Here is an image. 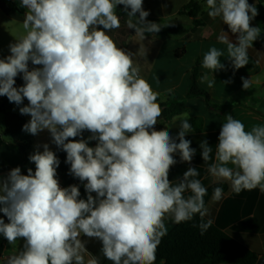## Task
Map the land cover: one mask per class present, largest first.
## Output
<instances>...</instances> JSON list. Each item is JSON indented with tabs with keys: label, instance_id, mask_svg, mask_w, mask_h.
I'll use <instances>...</instances> for the list:
<instances>
[{
	"label": "clouds",
	"instance_id": "obj_1",
	"mask_svg": "<svg viewBox=\"0 0 264 264\" xmlns=\"http://www.w3.org/2000/svg\"><path fill=\"white\" fill-rule=\"evenodd\" d=\"M118 5L127 14L128 29L142 40L146 33L161 31L160 23L146 19L143 0H20L27 9L24 34L9 45L10 55L0 59V96L17 105L27 99L19 108L30 116L22 130L33 136L50 133L51 143L66 153L69 174L86 181L87 197L79 199L77 185L60 187L59 159L48 143L37 145L28 157L34 172L29 168L24 175L15 167L0 180V213L8 220L0 218V235L10 245L24 240L23 249L2 264H100L82 235L100 241L111 264H155L168 231L165 217L179 224L208 214L207 189L196 178L197 168L188 167L176 183L169 180L177 163L174 154L190 163L196 153L185 139L193 128L185 113L175 137L167 127L155 129L162 115L159 93L141 77L133 53L117 47L108 34L121 26ZM205 7L209 17H219L235 36L233 42L222 30L217 38L227 46L233 69L246 66L248 50L261 34L251 24L259 14L256 4L206 0ZM224 54L211 47L203 56L202 67L211 71V79L205 75L201 82L207 81L209 88L215 82L212 73L224 69L219 59ZM18 74L22 87H14ZM241 80L243 89L251 87V78ZM85 130L91 133L87 140L69 139ZM89 140L96 141L94 147ZM199 147L203 162L213 161L207 172L214 183L227 181L237 194L256 188L264 192V125L246 131L240 120L226 115L214 160L207 140ZM222 198L223 189L215 187L212 200ZM210 224L199 227L203 231Z\"/></svg>",
	"mask_w": 264,
	"mask_h": 264
},
{
	"label": "crops",
	"instance_id": "obj_2",
	"mask_svg": "<svg viewBox=\"0 0 264 264\" xmlns=\"http://www.w3.org/2000/svg\"><path fill=\"white\" fill-rule=\"evenodd\" d=\"M189 1L191 0H143V9L149 11L147 18L161 23H170V21L177 23L179 19L186 17L190 25L186 27L180 24L187 29L186 32L164 37L145 35L142 40L135 32L125 30L126 27L122 23L127 21L123 19L126 15H120L116 10L121 26L114 29L115 39L121 43L120 48L133 53L132 58L140 68L141 77L148 81L154 92L159 93L157 103L171 104L180 99L185 102L186 110L183 113L173 116L168 122L160 116L158 123L154 126L157 131L167 127L171 135L175 137L179 131V119L187 113L188 122L193 128V132L186 133L185 139L191 141L190 147L196 149V153L190 163L180 162L179 154L175 153L177 163L170 168L169 180L176 183L188 167H195L199 172L196 178L201 180L206 189L214 186L221 187L223 198L220 201L212 200L213 193L204 201L208 209V214L204 218L256 253L258 257H264V192L256 188L242 190L237 194L232 191L227 181L214 183L213 177L207 172L208 164L213 161L210 160L208 164L203 162L199 147L201 140H207L213 148L214 160L219 131L225 122L226 115H232L233 118L240 120L245 125L246 131H250L253 125H264V28L262 27L264 0H248L249 4L255 3L258 9L259 14L251 24L259 26L261 34L253 42L252 48L248 50L249 63L240 69H233L231 62L227 59V46L217 39L222 30L229 32V29L219 17L213 19L208 16V10L205 7L206 0H199L202 8L200 16L202 26L193 28L191 18L178 15V12ZM14 8L21 13L15 11ZM26 11L27 9L20 7V0H0V59L10 55L9 45L14 43L19 35L24 34L23 20ZM229 35L235 42V36L230 32ZM211 47H216L225 54L219 58L224 69L212 73L215 82L213 87L209 88L207 81L201 82V77L207 75L211 79V71L202 67L203 56ZM175 50L179 58L175 57ZM196 60L199 62L197 82L207 90L210 105L201 96L186 98L191 82V69ZM241 77L251 78L252 85L249 89L242 88ZM225 81L227 83H224ZM27 104L28 101L22 103L20 107ZM23 116L28 121L30 120L29 115ZM191 119L195 120L191 122ZM2 132L3 128L0 127V178L7 175L21 160L20 155L6 143L8 141L3 138ZM90 135L91 133L83 139L87 140ZM44 143H48L50 150H53L55 144L51 143V136L47 130L33 136L30 155L36 150L37 145ZM95 144L94 140L88 141L90 147H94ZM39 150L43 151V148L40 147ZM25 167L35 169L34 163L30 161ZM56 178L61 187L58 176ZM76 180L82 186L86 183L78 178ZM92 195L95 196V193ZM167 221H172V219L165 217V222ZM6 242L7 240L0 253V262L17 250L23 249V238H18L11 248L7 247ZM8 251L12 254H7ZM85 259L87 260L88 257L86 256Z\"/></svg>",
	"mask_w": 264,
	"mask_h": 264
},
{
	"label": "trees",
	"instance_id": "obj_3",
	"mask_svg": "<svg viewBox=\"0 0 264 264\" xmlns=\"http://www.w3.org/2000/svg\"><path fill=\"white\" fill-rule=\"evenodd\" d=\"M14 9L18 13H21L17 8ZM116 10L120 15H127L123 10L122 5H118ZM178 15H185L191 18L193 28L203 25L200 19L202 8L199 0L189 1L178 12ZM146 19L148 21L160 23L162 29L159 33H146L145 35L164 37L187 31V29L177 23L166 24L163 22H157L153 19ZM133 22H135V20ZM262 27L264 28V21L262 22ZM174 55L176 58L180 57L176 50L174 51ZM198 65L199 62L196 60L191 69V82L186 92V98L201 96L205 99L206 103L210 105L207 90L201 87L197 82L199 75ZM32 67L34 66L29 61V69L31 70ZM14 79V87H22L24 85L22 74H18ZM24 102H27L26 98L23 100V103ZM158 104L162 109L161 117L166 122H168L173 116L181 114L186 110L185 102L182 99L171 104ZM20 105H17L14 102H9L6 96H0V115L2 116L3 132L9 137V142L6 143L21 157V160L15 165V167H20L21 174L27 175L28 169L25 166L29 162L28 157L30 156L33 135L22 130L23 125L27 123L28 120L20 114ZM193 120L195 119H191V122H193ZM89 133L90 132L85 130L81 137L69 139L79 140ZM52 151L60 161L56 171L61 182V187L64 188L69 185H77L80 191L79 199H86L87 194L85 193L84 187L75 177L69 174L70 165L65 163L66 153L63 150L58 149L56 145ZM34 171L35 169H33V172ZM215 187L216 186L207 189L204 201H206L213 193ZM0 218L4 219L5 223L8 222L7 217L4 216L3 213H0ZM202 222L207 223L208 221L205 218L201 220L199 214H196L191 221L179 224L175 223L173 229L161 238V242L156 251L155 264H255L258 258L256 253L241 245L213 224H210L206 230L201 231L199 225ZM81 238L87 241L86 247L88 251L99 257L100 264H111V261L106 260L100 251V241L88 239L83 235ZM5 240L6 239L0 235V253L4 247Z\"/></svg>",
	"mask_w": 264,
	"mask_h": 264
},
{
	"label": "rangeland",
	"instance_id": "obj_4",
	"mask_svg": "<svg viewBox=\"0 0 264 264\" xmlns=\"http://www.w3.org/2000/svg\"><path fill=\"white\" fill-rule=\"evenodd\" d=\"M123 19H125V21L128 20L127 15L124 16ZM123 22H124V21H123ZM171 23H174V22L170 21V23H166V24H171ZM175 23H176V22H175ZM177 23L182 24V25H184V26H186V27L190 25V22H189V20H188L186 17H183V18L179 19V21H178ZM122 25H124V26L126 27L125 30H126L127 32H135V31L132 30V29H128V27H127V21H126L125 23H122ZM108 34H109V35L111 36V38L115 41L117 47H120L121 43H119V41L115 39V35H116V34H115L114 30H112V31L109 32ZM0 127H2V116H1V115H0ZM2 128H3V127H2ZM2 133H3V138H4L6 141L9 142V137H8V135H6L4 132H2ZM6 244H7V247H8V248H11V247H12V245H10L8 242H6ZM7 254H12V252H11V251H8ZM0 264H2V262H0Z\"/></svg>",
	"mask_w": 264,
	"mask_h": 264
},
{
	"label": "water",
	"instance_id": "obj_5",
	"mask_svg": "<svg viewBox=\"0 0 264 264\" xmlns=\"http://www.w3.org/2000/svg\"><path fill=\"white\" fill-rule=\"evenodd\" d=\"M6 178H7V175H4L0 178V180H4ZM0 194H2V193H0ZM165 224L167 225V228H168V231L166 234H168L173 229V227L175 226V223L173 221H167V222H165ZM255 264H264V257H258Z\"/></svg>",
	"mask_w": 264,
	"mask_h": 264
}]
</instances>
